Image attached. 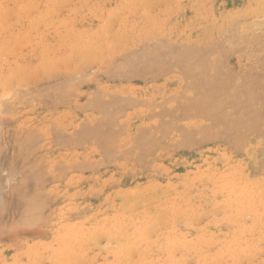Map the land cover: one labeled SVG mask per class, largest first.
<instances>
[{
  "label": "rangeland",
  "instance_id": "rangeland-1",
  "mask_svg": "<svg viewBox=\"0 0 264 264\" xmlns=\"http://www.w3.org/2000/svg\"><path fill=\"white\" fill-rule=\"evenodd\" d=\"M108 1H109L108 5H107L108 8H106V9H108L107 11L110 10L111 22L109 23L110 25L108 24L109 30L107 33H108V36L111 38V37L115 36L116 33L119 34L120 32H122L124 27H128V28L134 27L137 32H133V35L135 37H137L141 33L138 31V29H140L141 27L151 26L155 22V19L157 17H159L161 15H165L166 13H167V16L162 21L161 27H162V29L164 28L163 31L169 30L173 26L174 21H176L177 18H179L182 15V11L184 10V8H183L184 3L188 0H108ZM92 2H93V0H68L66 3L62 4L60 12L58 15L60 18H62L64 21H66L68 27H70L71 23L69 22V20H70L69 15H74V14H72V10L74 8H77V10L80 8L79 9L80 12L77 11L75 15H78L80 17H93L95 19V26L98 27L100 25V23L106 19L105 17L107 15V12L101 8L96 14H94L96 16H92L91 13L88 12V8H87L88 6L92 5ZM14 3H15V0H6L4 2V9H7V12H8L7 14L11 15L10 18L13 17L14 12H11L8 10H10V9L12 10L14 8ZM202 4H205V5H203L204 9H203ZM96 5H98V4H96ZM99 6H101V4ZM194 7L196 8V11L190 12V15H189L191 17H193V16L194 17L188 21V25L185 29V34H183V38L180 39V41L173 42V40H171V42L174 44V45H172L171 42L170 43L168 42V41H170V38H168L169 37L168 33H166L164 35H159L162 42H160L159 36H157L156 38H152V40H154L155 42H157L156 40L159 39L157 44L159 45V42H160V45H161V46L159 45L160 47L157 46V48H159V52L156 53V56H158V54H160V53H162L161 55L163 56V54H164L163 51L167 52L168 47H171V49L173 47V50L170 53L176 54L175 52L178 51L177 55L181 50H187L188 47H189V50L191 51V55L195 56V54L197 52L198 54H196V57L199 60L197 58L196 59H197V61H199L203 64V65L200 63L197 64V66H196L197 70L194 68L195 62H192V60L189 59L190 57L188 58L189 60H186L187 58H184L183 62L180 59H178L182 63V65L186 67V69L188 71L191 69V67H193L196 70V73H195V71L193 73V72H191V70H193V68H192L190 70V73L189 72L187 73L188 75L191 73H192V76H194V74L196 75L200 70H202V68H200L199 66H203V68L206 67V69L202 70L204 72H199L197 74V75H199V77L196 75V76H194L195 78H192V76L189 75V77L192 78V79L189 78L190 80H192L191 81L192 84L195 81L197 84L198 81L195 79L200 78V76L202 77V75L203 76L207 75L208 72L210 71V68H212V66L211 67L209 66V65H211V62L209 61L208 57L210 59H212V57H213L214 60L216 59V57H218L217 58L218 60L216 59L215 64H217V61H219L218 63H220V61L223 63V64L221 63L220 65H218L219 67L223 66V70H220V71H219V67L216 65L217 66L216 69L218 70V72H221V76H218V78L222 77L224 75V72H229L228 70L234 69L235 72H238L237 70L239 68H242V65H243V67L245 65H247V64H245L247 61H248L247 63L250 64L249 66L255 65V67H254L255 71H253V72L251 71L253 73V75H250V74H252L251 72H249L250 69L247 70L248 69L247 67H249L248 65H247V67H244L249 72L248 74H246L247 78H245L244 85L246 83L248 84V88H247V85H245L246 86L245 90L249 94V104L252 103L251 104V106H252L251 110H252L253 106H255V109H256V111H255V109L253 108L255 112H251L249 110V113L255 114L257 116L261 115L262 117L261 116L260 117L262 119H264V90H262V89H264V74H263V72H264V67H263L264 66L263 65L264 64V42H263L264 41V38H263L264 37V27H263L264 26V11H263L264 10V0H197V2H195ZM221 9H223L225 11V13L228 15H232L234 13H235V15H236V13L238 15V12L241 11L239 13V15L242 16L246 10L245 16H247L248 15L247 13L250 12L248 17L243 16L242 18H240L241 16L239 18H237L236 16L232 15L231 19L233 21L232 20L231 21H232L233 28L229 29L228 25H226L228 30H226V28H224L222 30V32L226 30L225 34L224 33L218 34L220 36V40L223 41L222 43H220L221 41L217 37L218 35L216 34L214 29L212 31V34H208L209 31L211 32L210 27L212 25L211 23H212V19H213L212 18L213 13L214 12L217 13ZM252 10H256V11H252ZM259 10H260V13H259ZM261 10L263 12H261ZM253 12L255 15L253 14ZM251 14H253V15H251ZM257 15H258V17H256ZM202 16H203V18H202ZM235 17H236V19H239V20H236ZM244 18H246V19H244ZM255 18H256V20H255ZM234 20H235V23H234ZM20 21H21V23L18 22L17 24H14V26L11 28V30L10 29L4 30L0 27V74H3V75L9 74L10 69H13L15 63H18V61H22L26 66H31L33 63H35L37 60L40 59V58H38L39 54H40L39 49L42 48V46L47 45L49 42L50 46L52 48H54V47L57 48L58 45L61 42H63V40L66 39V38L61 37L60 35H58L57 33H55L52 30L49 31V29L48 30L45 29L44 26L40 27L38 29L39 33L33 32L32 29H29L28 22H26L25 20L22 21V19ZM259 22H260L261 26H259L260 24L258 25ZM229 24H231V23H229ZM17 25H19V26H17ZM229 26L232 27L231 25H229ZM234 26H236L235 27L236 28L235 34L238 35V37L236 35H233L234 34ZM248 26L249 27L254 26V28L252 27L253 29L250 28L251 30H249ZM257 26H258V28H255ZM245 28H247V29H245ZM208 29H210V30H208ZM229 30L230 31L232 30L231 32H233V33H230ZM247 30H249V32ZM246 31H247V33H246ZM47 32L50 33V36H43V37L41 36L42 34H47ZM58 32H64V28H60L58 30ZM239 32L241 33V35ZM204 33H207L206 34L207 38L205 36L206 39L204 38ZM187 34H191L195 38H197L198 34L202 35L201 39L193 42V43H196L198 45L200 43V41H203V42H201L202 44L198 45L199 47L201 45V47H200L201 49L199 48L196 50L195 44H193L194 45L193 48L195 50H192V48H191L192 46L191 47L188 46V47L183 49V46H181V45L187 41ZM232 35H233V37L230 39L229 37H231ZM21 36H22V38H21ZM210 36H211V39H213L215 41H219L218 42L219 45L226 43L224 45H221L222 50L221 49L216 50V47L214 48L213 44H211V42L213 40H211V42H209L213 48L212 50L210 49L211 47L210 48H207V46L203 47L205 45H208L207 43H208V41H210L209 40ZM249 36H250L249 41H251V42H253V40H251L252 37L254 36L253 39L255 38L254 41L256 44L255 45L253 44L254 46L250 42L251 46L255 47L254 48L255 51L252 52L253 54L251 52L245 51L246 49H248V47H249V49L251 47L249 41H248L249 44L246 45L247 42L245 40ZM216 37L218 40L216 39ZM77 38L78 37H76V31H74V36H71L70 39L67 38L66 40L67 41H72V40L76 41V40H78ZM124 38H126V37H124ZM146 39L147 38H143L140 40H134L136 42H134L132 44H131V40L124 43V45L127 46L128 48H124V50L122 49L123 53L120 52V50H118V51L116 50V53L114 54V56H115L114 61H119V60L123 61L126 58H128L129 54L131 55V57L128 59H133V56H134V60L137 61L138 60V59H136L137 55L134 54V52H136V51L140 52V50H147L146 47L148 45H149L148 51L152 52L154 49L153 47L156 46L157 44H155V42L151 41L150 39H147L148 41ZM164 40H166V45L163 44ZM140 41L142 43L144 41V44L141 46L139 44ZM149 41H151L152 44H150ZM182 41H184V42H182ZM205 41H206V43H205ZM215 41H213V43ZM11 42H15V43L17 42L18 46L17 45L15 46V43L9 44ZM147 42H148V45H147ZM178 42H182V43L179 44ZM237 42L240 45L242 43V45L244 46V48L241 46L242 47L241 49H243V51L246 53L245 55L244 54L240 55V53H238L240 51H241V53H243V51L241 49H237L235 47L236 45H239ZM4 43L7 44L5 46L7 47V49L9 48L11 50L10 52L9 51L2 52L3 50L6 49V47L4 46ZM13 45H14V47H13ZM120 45L121 44H117L116 47L120 46ZM138 45H139V47H137ZM151 45H152V47H150ZM229 45H231L234 48V50H232L233 49L232 47L228 48L227 46H229ZM245 47H246V49H245ZM261 47H262V49H261ZM129 48H130V51L129 50L127 51L126 49H129ZM131 48L135 49V51L134 50L132 51ZM138 48H140V50ZM235 48L237 49L236 53H234V51L236 50ZM178 49H180V50H178ZM227 49H230V50H228V52L230 51L231 53L226 52ZM155 50L158 51V49H155ZM160 50H163V51L160 52ZM258 50H259V52H258ZM169 51L167 53H169ZM216 51L219 53V55H217L218 53ZM251 51H253V50H251ZM125 52H127V53H125ZM211 52L213 55H210ZM215 52H216V55H215ZM224 52H226L228 54L226 55V53H225L226 56L224 55L225 57L223 58L222 56H223ZM124 53H125V55H123ZM220 53L222 55H220ZM249 53H250V55H249ZM144 54L147 55L146 53L139 54V56L141 57L140 59L143 60ZM189 54L186 56H189ZM206 54L208 56H206ZM204 55L207 57L208 60L205 59V57H203ZM63 56L66 57L64 52L60 51L58 53V56L56 57V59L53 58L55 60V63L58 64V67H57V64L54 65L51 69H49V71H47V74H46V71H44L43 73L46 76H42L43 73L40 75V73H38L40 71L37 68L29 67L27 69L29 72H32V73L37 72L36 74L30 73L29 76L27 77V78H30L29 82H32V83L34 82L33 85H35V86H33L31 83V85H30L31 87L28 86V88H27L25 86L29 85V83H26V85L21 84V87H22L21 91L24 92L23 88H25L26 94H27V90L29 91V93H30V91L34 92V95L36 97L30 96L31 94H33V92L31 94H28L30 97L29 96L26 97L25 93H23L25 95H22V98L23 99L25 98L24 99L25 101H27V98L29 97L32 103L29 101H27V103H25V101L23 99L21 101H18L19 97L21 98V95H19V93L21 91L19 90V93H18V90H17L20 88V85H18V86L16 85L17 89L14 88L15 86H12L13 87L12 90L15 91L14 89H16L17 91H15V92L18 93V95L17 94L15 95V92L14 93L8 92V94L5 93L6 97H5V94L3 95L4 90H2V88L0 87L1 88L0 93L3 92L1 94L2 96L0 95L1 96L0 98H2V100L5 99L6 102L8 100L7 103L5 101H3L5 103V109L8 108V110L4 111L3 107L2 108L0 107L2 109L1 111H3V112L0 111V127L2 128V129H0V133L4 132L5 134H9L12 131H14L15 129L24 126V123H23L25 121L24 118H27V120L29 121L28 123H30L28 126H30L31 130L33 129L35 131L34 133H35L36 140L40 139V137H41V139L37 140V143H36V144H38L37 146H39L40 143H41L40 145L42 146V147L40 146V148L38 147V150L36 153V158L40 160V163L42 166L41 168L43 170L42 175L44 177V181H43V186L41 187L40 190H38V192L44 196L48 195L50 202H51V204L47 208V210H48L47 216H48V213H51V215H49V217L50 216L51 217H50V219L48 218L46 223H43V224L34 223V225H32L30 230H29L31 232L21 230V228L18 227V225H17V220H15L16 216H14L13 211L10 210V206L12 209V207L15 204L12 201V199H15V198L11 197L10 194H11V192H13L15 190L21 191L24 189V175H22L21 172H17V170H14L15 172L14 171L11 172V171L7 170L2 164H0V166H1L0 171L2 170L0 172V180H1L0 181V200H1L0 203H1V207L3 204L2 211L0 210V264H4V263L5 264H59L58 260L55 258H52L51 254L58 252V250H60L62 244H65L68 246L73 241H75L77 238H86L84 240L83 244H82V242L79 243L78 242L79 240L75 241V245L81 246V250L85 251V256H83V257L76 256V255H72L71 257L68 256L67 259L62 261L61 264H114V263H116V260H115V258H116V256H115L116 241L109 239V237L104 235L103 233L96 235L94 238H90L91 232H94V230H95L94 228L97 226H102L104 224H106V225L113 224V222H115V221H121L120 219L117 220V218H115L116 213L122 209V207L126 204L128 199H130V196L132 194L142 193L143 192L142 189L144 187L150 188L154 183L158 184L159 186L158 185L157 186L159 187V189H162V191L159 193L160 195L158 194V196L164 198L163 195L170 192V191H168V187L171 184H174V182L175 183L180 182L179 184L182 185V179H181L182 175H183V177L186 175H191L195 169H199V167L203 168L207 164L209 165V163L212 160H214L217 163V165H212L217 171H219L220 169H221L220 171H222V170L226 171L228 169V170H230V172H233V174L237 176V180H238L239 184H241L240 185L241 187L244 185V181H245L246 185H244L243 188L246 186L247 189H252V190L256 189L259 192L263 191L262 188H264L263 187V185H264V172H263L264 171V164H263L264 163L263 162L264 161V135H262V134H264V121L262 122L260 117H258L259 118L258 124L261 123V126L257 125L256 131L253 130L254 132L251 131L252 133L250 132L247 135L244 134L241 137L240 143L237 146L228 145L227 143H225L223 141H216V142L197 144V145L192 144L191 146L190 145L187 146L184 144L185 143L184 142L185 132L184 133H182V132L186 131V132H190L191 134H193V133L190 131V130H192L191 128H185V127L187 125H190V127H192V124L194 122L206 125V123H209V121L205 120L202 117L192 115L191 117H188L187 119L182 118L183 120L181 119V120L175 121V122L171 121V123L173 122L172 126H174L175 129L171 128L169 130H165L166 133H167V131H168V133L162 137H161V135L158 134V132L161 133V131H163V129L166 128V127H164L165 125L167 126V124H168V127H169V125H171L170 123H166V121L169 119V116L166 117L167 119L164 122V117L166 114L164 113L165 115L163 116L162 115L163 112L161 113L160 110L164 108L165 111H169V109H168V106H169V108H171V110L173 111L172 106L177 107L179 105V102L177 103L176 100H178L180 97L183 96L182 93L183 94L185 93L187 98H188L189 94H190V96L192 95L191 92L193 90H191V89H193L194 87L191 89H187L188 87L187 88L185 87V86H188L189 80H187L188 79L187 74H186L187 77L185 75V77L187 79H185L183 77L185 74V73L184 74L182 73L183 70H180L181 73L183 74V76H182L179 74V71H178V69H180V68L177 67V69H175L176 67L174 68L173 66H170V67H168L170 69L168 72H165L167 70H164L163 71L164 74L160 73V75H155L156 78H154V79H152V78L149 79V77H147L148 79L145 78L143 80H141V79L137 80V79H131V78H129L130 80L129 79L127 80V78H125L124 80L122 79L120 81V79L117 80L115 77H112L111 74L109 75V77L107 76L108 74H106V71L108 73V70H109V68H107L109 66L108 62L111 60V57H112L111 54L109 55V52L107 50L103 51L102 56H101L102 60L99 62L88 63V62L84 61L83 63H77L78 60L77 61L73 60L74 64L75 65L77 64L80 67L75 69V71L72 72V75L65 74V68H63V67L65 65H68L71 68L73 61H70V60L60 61L59 59L64 58ZM160 56H158V57H160ZM168 56H170L171 58H174L176 61L177 57L179 56V58H181L180 56H182V55H180V53H179V55L176 57H174L175 55H173V56L168 55ZM193 56H191L192 59H193ZM250 56H252V58L254 57L253 58L254 61H253V59H252V61H251V59H249V58H251ZM220 57H222L223 59ZM182 58H183V56H182ZM260 58H262V59H260ZM106 59H107V61H106ZM174 59L169 60V61H172L174 63V61H173ZM259 59L263 60L262 63L258 62ZM184 60H186L185 63L189 61L191 64H194V66L189 64V62H188V65L186 66L187 63L185 64ZM223 60H224V62H223ZM105 62H107V64H105ZM172 62H171V64H172ZM253 62H257L262 66H258L257 63L252 64ZM85 63H87V64H85ZM207 63H208V65H206ZM225 63H226V66H225ZM101 64H102V66H100ZM207 66H208V68H207ZM216 66H214V67H216ZM99 67L102 68L103 70L100 69ZM225 69H227V70L225 71ZM245 69H244V71H246ZM252 69H253V66H252ZM234 71L232 72L233 74H234ZM259 71H261V74L259 73ZM96 72H97V74H96ZM206 72H207V74H206ZM255 72H256L257 76L254 74ZM104 74H106V75H104ZM37 75H38V77H36ZM261 75H262V77H261ZM202 79L206 80L207 78L204 77ZM208 79L210 80V76L208 77ZM259 79L260 80L262 79V80L260 81ZM40 80H42V82ZM176 80H178V81H176ZM198 80H200V82L202 81L201 79H198ZM181 81L183 82L182 84L186 83L184 85V87H182ZM246 81H248V82H246ZM251 81L252 82L254 81L253 84L254 83H255V85L257 84L256 87L254 85L253 86L255 87V89L257 91H259V94L261 93L260 96L263 97V99L260 98L259 96H257V97L262 99V100H260V102L263 101V102H261L263 104H261L260 102L257 101V99H259V98L256 97V95H255L256 93L255 94L252 93L253 89L251 87H249V85L252 86V84H250V83H252ZM259 81L262 82L261 84H263V85H260ZM187 82H188V84H187ZM203 82L204 81H202L201 83H203ZM238 82L241 83L242 81L239 80ZM12 83L15 85L14 82H10L9 83L10 85H8L9 88H10ZM201 83L199 86H198L199 83L197 84L198 89L202 88V86L204 87L205 86L204 84H207L209 82H206V83L204 82L202 85H201ZM65 84H67V86H65ZM68 84H71V85L68 86ZM175 84H176V86H175ZM177 84L178 85L181 84V86H178ZM47 85L50 86L51 89L53 90V91L52 90L50 91L52 93V95H50V92H49V95L51 97L47 94L48 92L46 93V91H45V90H48L45 88V86H47ZM48 86H47V88L50 89V87H48ZM61 86H63V87L60 88ZM65 87H68V88H65ZM162 87H163V90H162ZM260 87H262V88L260 89ZM29 88H31V89H29ZM63 88H65V90ZM164 88L165 89L171 88V89L170 90L168 89L169 93H166L168 91H166ZM175 88L178 89V90H176V94L174 92ZM185 88L189 92L188 95H187V91ZM179 89H181V90H179ZM195 89L197 90L196 87H195ZM249 89H252L251 92L249 91L250 93H252L251 95L248 92ZM164 90H165V92H164ZM35 91L36 92L41 91L40 95H37L39 93L38 92L36 93ZM183 91H186V92H183ZM257 91H255V92H257ZM44 92L46 93V96L48 95L47 100L44 99L45 95L44 94L42 95V93H44ZM54 92H56V93H54ZM198 92H201L200 94H202V95L204 93V91L200 89V90H197L196 93L194 92L195 95ZM9 93L11 94V96L9 95ZM57 93H59V96L57 95ZM121 94L124 97H121ZM248 94H247V96H248ZM8 95H9V97L7 98ZM12 95H14V96L12 97ZM92 95L95 97H93ZM165 95H166V97H165ZM176 95H181V96H176ZM195 95L194 96L192 95L191 99H192V97H195ZM197 95H196V97H198ZM202 95H200V96H202ZM227 95L230 96L231 94L226 93L224 95H220L221 96L220 100H226V101L229 100ZM252 95L253 96L255 95L254 98H256V101L250 100V98H253ZM66 96H67V98H66ZM116 96L118 99L120 98L119 99L120 101L116 98ZM126 96H128V97H126ZM17 97H18V100H17L18 104H20L22 101H23V104L17 106V104H16L17 101L15 102V100H13ZM53 97H54V99L51 100V98H53ZM157 97H158V99H157ZM11 98H13V99H11ZM98 98L102 99V100H99ZM159 98H162V99H159ZM33 99H34V101H32ZM128 99H129V101H133L132 104H134V105H132V104L128 105L127 103H125V101H128ZM134 99L137 101H135ZM150 99H152V100L150 101V104H148L149 103L148 101ZM163 99L168 100V102H166L167 104H165V101H163ZM189 99L186 100L184 98L183 99L180 98L179 99L180 105L188 103L187 101ZM160 100H162L164 102V103L162 102L164 106H163V108L160 107L159 111L156 113L157 108L161 105V103H158ZM184 100L186 102H183ZM0 102H1L0 105H4V103L2 101H0ZM256 102H258V103H256ZM9 103L10 104L15 103L16 105H14L15 107H13V106L9 105ZM92 103H94V104H92ZM111 103H113V104H111ZM116 103H118L117 106H116ZM144 103H146V104H144ZM151 103H153V105H151ZM176 103L178 105H175ZM27 104H28V106H27ZM126 104L128 106H125ZM156 104H157V106L158 105L159 106L156 109H154ZM147 105H148V107L150 105L151 106L150 108L152 110L154 109V111L152 112V110H150V108H148L150 110V111H148V109L146 107ZM91 106H92V108H93V106H96V107L93 110V109H91ZM109 106H110V108H109ZM113 106H116V107L119 106V107H118V109H116L115 107L113 108ZM133 106H135V107H133ZM126 107H128V108H126ZM165 107H167V108H165ZM176 107L174 109H176ZM247 107H249V109H250V105L246 106V110L248 113ZM256 107H258V108H256ZM145 108L147 111L144 110ZM240 108H241V106H240ZM240 108H239V110H240L239 114L241 112H244V108L243 107H242V109H240ZM10 109H11V111H10ZM101 109L103 110V112ZM107 109H108V111H105ZM122 109H124V110H122ZM164 109H163V111H164ZM130 110L132 111V113L130 112ZM225 110L224 111L226 113L228 111H231L230 108H225ZM241 110H243V111H241ZM17 111H22L23 113H27L26 117L24 116V118H23L24 120H18L15 117L16 116L15 113ZM144 111H146L148 113H146ZM106 112H108V113H106ZM141 112H142V116H144L142 118H140L141 117L140 115H139L140 117L138 116V114L139 113L141 114ZM151 112L153 113V116H154L153 118H152ZM154 113L156 115H154ZM176 113L177 112H175L174 116L176 115ZM102 114H104L107 117L109 115L108 120H107V117H105ZM135 114H137L136 117L138 119H140V121H141V127L144 124H146L142 128L147 127L148 125L150 126L154 122L153 123L154 125H152V126H155V127L151 126L149 128V131L152 130V132H154L153 133V135L155 136L154 138H156V137H158L159 139L161 138L158 145L151 150V153L148 154V156H144V155L140 154L141 150L138 148L139 144L136 143V144H138V145H136L134 143V142H137L135 139L133 140V138H132L131 140H129L130 139V133L128 131L133 129V128L139 127L137 119H135ZM160 114L162 115L161 117L158 116ZM147 115H151V116H149V118H148V117H146ZM167 115H168V112H167ZM13 116H14V118H12ZM111 116H112V119L114 120V122L109 121L110 120L109 118H111ZM130 116L133 118H131ZM157 116H158V118H157ZM39 117L41 119L44 117H46V118H44V120L42 119L40 121ZM145 117H146V119H145ZM66 118H67V120H66ZM97 118H99V119L101 118L100 119L101 121ZM105 118H106L107 123L105 121ZM147 118L150 120H148ZM253 118H255V117H253ZM86 119H87V121H86ZM159 119H163V120H159ZM155 120H157L156 121L157 123L155 122ZM160 121H163V122H160ZM256 121H257V119H256ZM87 122H88V124H87ZM97 122H98V124L100 123L98 125L99 129L97 128L100 131L96 130V131H98L99 135L95 136L90 132H91V129H92V132H93V130H95L93 128L97 127L96 126ZM109 122H110L111 126H110ZM121 122H124V123L121 124ZM54 123H56V124H54ZM84 123H85V125H84ZM95 123H96V125H95ZM104 123H106L105 126H104ZM80 124L82 127H84V129H85V126L88 125L86 127L87 128L86 130L90 129L88 131L89 133L87 131L83 130V128L81 126H79ZM156 126L158 127V129L156 128ZM35 128H37V129H35ZM46 128L48 129L47 130L48 132L46 131ZM142 128H140V129H142ZM154 128H156L157 130ZM59 129L61 130V132ZM76 129L78 131L77 133H76ZM106 129H109L110 131L108 130L105 134ZM144 129H146V128H144ZM111 130H113V134H107L108 132L111 133ZM122 130H123V132H122ZM258 130H261V131H258ZM51 131H55L56 136L54 135V132H51ZM39 132L42 135H45V137L44 136L42 137V135ZM81 132H84V133L87 132L89 134L88 136H91L90 134H92V138L91 137L89 138L87 136V133H86V135H84V137L82 136V139L84 138L85 141L82 139L80 140ZM100 132L104 136H102L100 134ZM74 133L78 134V135L76 136ZM79 133H80V135H79ZM94 133H95V131H94ZM145 133L148 134L149 133L148 130ZM119 134H121V135H119ZM39 135H41V136H39ZM73 135L75 137H73ZM96 135H97V132H96ZM109 135H111L110 136L111 139H108ZM114 135H115V137H114ZM53 136H54V138H53ZM57 136L59 137L58 139H60L59 140L60 142L65 141V143H67V144L58 143L59 141L57 140ZM99 136L104 137V138H102V140L100 139V141L99 140L96 141L97 139L100 138ZM105 136L107 139L105 138ZM68 137H71L72 139L71 138L69 139ZM85 137L86 138L88 137V139L86 140ZM89 140H90V142H88ZM180 140H181V142H180ZM38 141H40V142L38 143ZM114 141H115V143H114ZM52 143H53V145H52ZM75 143H78L77 146ZM95 143H97V144H95ZM124 143H126V145H124ZM110 144L112 147L113 146H115V147L117 146V147L116 148L113 147V149H111L112 147L110 146ZM181 144H182V146H181ZM60 145H61V147H60ZM133 145H135L136 147H133ZM188 147H190V148L188 149ZM103 148L104 149L106 148V149L104 150ZM118 148H120V149H118ZM135 148H137V149H135ZM108 149L109 150L111 149L112 153H109ZM106 150H107V153H106ZM119 150H121V151H119ZM114 151L115 152L117 151V152L115 153ZM104 154H106V155H104ZM208 161H209V163H207ZM219 161H220V163H219ZM149 163H151V164H149ZM258 163H260V164L258 165ZM44 164L46 165V167ZM253 165H254V167H252ZM256 166H257V168H256ZM55 167H57V168H55ZM156 167L159 169H157ZM196 167H198V168H196ZM58 170H59V172H58ZM255 171H258V172H255ZM249 172H250V174H249ZM253 173H254V175H253ZM178 175L180 177H178ZM250 175H253V176H250ZM6 176H8V178ZM238 176L240 178H238ZM254 176L255 177L257 176V178L255 179ZM177 178L178 179L180 178V179L178 180ZM248 178L250 179V181ZM149 179H151V180H149ZM260 179L262 181H260ZM251 180H252V182H251ZM254 182H255V184H254ZM204 183L205 184H202V187H201V185L199 183L195 182L191 185V187L188 191V193H189L188 195L192 194V195H190L191 198L193 197V194L195 195V193H196V196L193 197V200H194L195 205L200 209L199 210L200 212H198L196 214V216H194L195 218L193 217L192 220H194V221L191 222L192 227L189 228V231L192 233L193 237L195 236V234H196V236H198L202 232V230H206L208 235L215 233L216 237L214 238V240H216V241H213L209 245V250H210V252H212L213 250L217 249L218 245H222L223 243L225 244L226 243L225 241L229 240L228 239L229 234L236 231V228L234 227L236 224L225 219L226 215H227V217L231 215V214H229V212H227V213L225 212V215L223 216L222 213L225 210L217 211L213 208V205H211L210 203H203V202H200L198 200L197 195L200 192L201 188L203 190L206 189L205 192L207 194L210 192L208 195L209 196L212 195L213 198L216 195L215 196L216 198H214V199H217V201L213 200V198H212V200L215 204H216V202L220 203L221 200H223V197L221 194L220 195L214 194V185H213L212 181H210V182L206 181ZM203 185H205V186H203ZM62 186H64V187H62ZM212 187H213V189H212ZM194 188L196 191L194 190ZM198 190H199V192H198ZM118 194L120 196H118ZM220 197H221V199H220ZM119 198H121V199H119ZM260 201H262V204L259 205L260 207H257V209H256V207H251L248 209L254 208V209L258 210L257 213L259 215H261V213L264 214V212H263L264 197H262V199H260ZM198 203L199 204L203 203V205H201V204L199 205ZM118 207L120 208V210L118 209ZM10 212H12V213H10ZM211 214L214 215L215 217H217V216L218 217L213 218L214 216L211 217ZM246 214L248 216L244 215V216L239 217L241 219L239 222L240 226L248 227L251 225L252 218H253V216L251 217L252 213H246ZM214 219L219 220L220 225L218 223H216L217 225H215L212 222V220H214ZM89 220H91V221H89ZM107 221H109V223ZM136 222H138V221H136ZM227 222H229V223H227ZM177 223L175 222V226H176V224H177V226L179 225L177 227V229L180 230V232H183V230H185L184 227L182 226L183 224L181 225V223H179V222H177ZM212 224H213V226H212ZM207 225H209V226H207ZM167 226H169V224ZM167 226H165V224H163V225L161 224L158 229L157 228L154 229V233L151 232V231H153L151 229L149 232H151L152 234L148 233L149 234L148 239L152 242V241L157 240V238H158L157 236H159V234L161 235V234H165V232L166 233L169 232L170 230L167 228ZM203 227H204V229H203ZM58 228H60V231L58 230ZM216 228H217V230H216ZM199 229H201V230H199ZM61 230H62V232H61ZM155 230H156V232H155ZM208 231H210V232H208ZM26 233H28V234H26ZM208 235H207V237L205 236L206 238H203V239L208 240L209 239ZM225 236H227V237H225ZM216 238H218V239H216ZM220 239L222 241H220ZM216 242H218V244ZM91 244H92V246H91ZM106 244H108L107 245L108 247L105 246ZM109 244L111 246H109ZM73 245H74V243L72 244V246ZM215 245H216V247H215ZM31 248L34 249L33 251H34V254L36 255L35 258L32 257L30 255V253L28 252V250ZM261 251H259L260 254L257 255V258H258L257 264H264V249ZM184 252H186V251H184ZM108 253L111 255H108ZM182 253H183V251H178L177 256H179V255L181 256ZM184 254L185 253H183V255ZM189 255H188V252H187V254H185L184 263L185 264H197L195 257L191 254H189ZM131 258H132L131 264H136L135 261L136 262L138 261V256L136 257V254H133L131 256ZM75 260H77V261H75ZM72 262H74V263H72Z\"/></svg>",
  "mask_w": 264,
  "mask_h": 264
},
{
  "label": "bare ground",
  "instance_id": "bare-ground-1",
  "mask_svg": "<svg viewBox=\"0 0 264 264\" xmlns=\"http://www.w3.org/2000/svg\"><path fill=\"white\" fill-rule=\"evenodd\" d=\"M6 0H0V27L4 30H11V28L14 26V24H17L18 22L21 23V19L22 21L25 20L26 22H28V26H29V29H32L33 32H38V29L40 27H45V29H49L54 31L55 33H57L58 35H60L61 37L63 38H69L71 36H74V31H76V37H78L76 41L72 40V41H67L66 39L63 40V42H61L57 48H52L50 46V43L48 42L47 45H44L42 46V48L39 49V57L40 58L39 60H37L35 63H33L31 66H26L22 61H18V63H15L13 69H10L9 71V74L7 75H3V74H0V87L2 88V90H4L2 93L3 95L6 93L8 94V92H12L14 93L15 91L18 90V93H19V90L21 91L22 90V87H21V84H24L26 85V83H29V85L25 86L28 88V86L31 85L32 82H29L30 81V78H27L29 76L30 73L32 72H29L27 69L29 67H33V68H37L40 72V75L46 71V74H47V71H49V69H51L54 65H56L57 63H55V60L53 58L56 59V57L58 56V53L61 51L64 52V54L66 55V57L62 58V59H59L60 61H66V60H70V61H73V60H78L77 63H83L84 61L85 62H88V63H91V62H99L102 60V53L103 51H108L109 52V55L111 54L112 57H111V60L108 62L109 66L107 68H109L108 70V73L106 71V74H108L107 76L109 77V75L111 74L112 77H115L117 80L120 79V81L125 78H127V80L129 78L131 79H145L147 77L152 78H156L155 75H160V73H163L164 70H167L165 72H168L170 69L168 67L170 66H173L175 69L180 68L178 69L179 71V74L183 76L184 74V78L189 80V84L188 86H185L187 89H191L193 90L195 93L197 90H203L204 93L203 95L200 94L201 92H198V97H196L195 93L191 92V94L195 97H192L191 99V96L189 94L188 98L186 96V94L182 93V97H180L181 99H189L187 102L188 103H185V104H181L180 105V101L179 99L176 100L177 103L179 102V105L176 103L175 105H178L177 107L176 106H172L173 108V111L171 110V108H169L168 106V109L169 111H165V109L163 108V101H165V104H167L166 102H168V100H160L158 103H161V105L158 107L157 104L156 106L154 107V109H156L157 107V111L156 113L159 111L160 107L164 109H161L160 112L162 113V115L164 116L165 114L167 115V112H168V115L164 117V122L165 120L167 119L166 117L169 116V119L166 121V123H170L171 125H169L168 127V124L167 126L165 125L164 127H168L167 129L166 128H162L163 131L158 132L159 135L164 136L168 133H166L165 130H169L171 128H174V126H172V123L175 122V121H179L181 120L182 118H188V117H191L192 115L193 116H199V117H202L204 118L205 120L209 121V123H206V125L204 124H201V123H196L194 122L192 124V127H190V125H187L185 128H191L192 130H190L193 134H191L190 132H186V131H183L182 133L185 132V140H184V144L187 145V146H191L192 144H205V143H210V142H216V141H223L225 143H227L228 145H231V146H237L239 143H240V140H241V137L244 135V134H249L251 131L254 132L256 131L257 129V125L261 126V123L258 124L259 122V118L261 115L257 116L255 114H252V113H249V110L251 112H255L256 109H255V106H253L252 110H251V104H249V94L247 93V91L245 90V85H247V88H248V84L246 83L244 85V81H245V78H247V75L249 72H253L255 71L254 67L255 65H252L253 66V69H252V66H249L250 64H248L247 62L245 64H247L249 67H247V65H245L244 67H247L249 70V72L243 67L242 65V68H239L237 71L238 72H235L234 69L233 70H228L229 72H224V75L222 77H219L218 76H221V72H218V70L216 69L218 65H220L222 62L220 61V63H218L219 61H217V64H215V61L218 57H216V59L214 60L213 57L212 59H209V61L211 62V65H209L210 67L212 66V68H210V71L206 72L207 75H202V77L200 76V78H197L195 80L198 81V86L200 85V83L202 81H204L205 83L206 82H209L207 84H204L205 86L200 89H198L197 87V84H196V81L193 82L192 84V78H195L194 76H196L199 72H204L202 70L206 69L203 68V66H199L200 68H202V70H200L196 75L194 74V76H192V73L189 74L191 77H189V75L187 74L188 72L190 73V70L193 68L191 67V69L188 71L186 69L185 66L182 65V63L178 60L180 59L182 62H183V59L184 58H187L186 60H189L191 59L192 62H195V69L197 70L196 66L197 64H202L201 62L197 61V57H196V54H198L196 52L195 56L191 55V51L189 50V47L188 46H192V50H197L201 47L198 46L199 44H202L201 42L203 41H200V43L197 45L196 43H193L199 39H201V36L200 34L197 35V38H195L194 36H192L191 34H187V41L184 42L181 46H183V49L188 47L187 50H181L179 53L180 55L183 56H180L181 58H179V53L177 55V52H175L176 54L174 53H170L172 52L173 50V47L171 49V47H168V51L169 53H167L166 51H163V50H160L163 51V56L161 55L162 53L158 54V56H156V53L159 52V48H157V46L160 45V42L161 39H160V36L159 35H164L166 33L169 34V37L170 38V41H168L169 43L171 42V40H173V42H176V41H180V39L183 38V34H185V29L188 25V21L193 18L190 15V12L192 11H196V8L194 7L195 6V2H197V0H188L184 3V10L182 11V17L180 16L179 18H177L176 21H174L173 23V26L169 29V30H164L162 29L161 27V23L162 21L166 18L167 16V13L165 15H161L159 17H157L155 19V22L151 25V26H148V27H141L140 29H138L139 32H141L139 34V36L135 37L133 35V32H137L136 29L134 27H124L123 31L120 32L119 34L116 33L115 36L113 37H109L108 36V30H109V23L111 22V17H110V10L107 11L108 9V3L109 1L108 0H93L92 2V5L88 6V12L91 13L92 16H96L94 14H96L101 8L103 10H105L107 12V15H106V19L100 23V25L98 27L95 26V19L93 17H80L78 15H75L77 11H79V9L77 10V8H74L72 10V14L74 15H69V22L71 23L70 27H68L67 25V22L64 21L62 18L59 17V12H60V9H61V6L62 4L66 3L68 0H15V3H14V8L11 10H8V11H11V12H14V15L12 18L11 15H8L7 13V9H4V2ZM174 3V2H173ZM98 4V5H96ZM101 4V6H99ZM205 5V4H202V6ZM201 6V5H200ZM244 7V6H243ZM242 7V8H243ZM252 7V6H251ZM210 8V7H209ZM203 9H204V6H203ZM210 11V10H209ZM252 11H256V10H252ZM264 11V10H263ZM261 10V12H263ZM80 12V11H79ZM153 12V11H152ZM241 12V11H240ZM238 12V15L239 13ZM258 12V11H257ZM179 13V12H178ZM244 13V12H243ZM242 13V14H243ZM245 13H246V10H245ZM243 14L242 16L241 15H234L236 16L237 18H242L243 16H245L246 14ZM250 12H248L247 14L249 15ZM259 13H260V10H259ZM202 14V13H201ZM254 14V12H253ZM251 14V15H253ZM262 14V13H261ZM232 15H228L225 13V11L223 9H221L219 12H214L213 13V16H212V25L210 27L211 29V32L209 33L208 31V34H212V31L213 29L215 30L216 34H221V33H224L226 32L227 27L226 25H228V28H233V25H232ZM245 16V17H248ZM250 15V16H251ZM255 15V14H254ZM260 15V14H259ZM174 16V15H173ZM235 17V19H236ZM258 17V15L256 16ZM203 18V16H202ZM246 19V18H244ZM208 20V19H207ZM206 20V21H207ZM232 20V21H231ZM236 20H239V19H236ZM256 20V18H255ZM252 21V20H251ZM254 21V20H253ZM244 22V21H243ZM261 22V21H260ZM260 22L258 23V25L260 24ZM200 23V22H199ZM198 23V24H199ZM231 23V24H229ZM234 23H235V20H234ZM263 23V22H262ZM109 24V25H108ZM197 24V25H198ZM201 24V23H200ZM255 24V23H254ZM253 24V25H254ZM78 25V26H77ZM120 25V24H119ZM229 25H231L232 27H230ZM238 25V24H237ZM246 25V24H245ZM19 26V25H17ZM77 26V27H76ZM261 26V24L259 25ZM263 26V25H262ZM166 27V26H165ZM195 27V26H194ZM236 26H234V34L233 35H236L235 33V28ZM241 27V26H240ZM249 27V26H248ZM254 28V26H251L249 27L248 29L251 30L250 28ZM264 27V26H263ZM60 28H64V32H58V30ZM191 28V27H190ZM226 28L225 31L222 32V30ZM242 28V27H241ZM252 28V29H253ZM255 28H258L255 27ZM208 29V30H210ZM247 29V28H245ZM249 30H247L249 32ZM112 31V30H111ZM187 31V30H186ZM230 31V30H229ZM232 31V30H231ZM230 33H233L231 32ZM244 31V30H243ZM246 31V33H247ZM255 31V30H254ZM228 32V31H227ZM245 32V31H244ZM39 33V32H38ZM49 32H47V34H42L41 36H50V33L48 34ZM110 33V32H109ZM240 33V32H239ZM253 33V32H252ZM52 34V33H51ZM207 33H204V38L206 36ZM228 34V33H227ZM251 34V33H250ZM233 35L231 37H229L230 39L233 37ZM241 35V33H240ZM157 36H159V39H160V42H159V45L157 44V42L159 41V39H155L157 42H155L154 40H152V38H156ZM238 37V35H236ZM126 37V38H124ZM220 40V36L218 35L217 36ZM216 37V39H217ZM254 37V36H253ZM253 42L249 41V37H247L246 42L248 45L250 42L252 43V45L256 44L254 39ZM22 38V36H21ZM143 38H147V39H150L151 41H154L155 44H157L156 46H154L153 48V51H148V42H147V47L146 49L147 50H140V48H138L140 50V52H134V54H136V59H138L137 61L134 60V56H133V59H128L131 57V55L129 54L128 55V58H126L125 60L123 61H114V54L116 53V50H120V52H122V49L124 50V48H128L127 46L124 45V43L128 42L131 40V44L136 42L134 40H140V39H143ZM207 38V36H206ZM205 38V39H206ZM210 41H208V45H205L203 47H206L207 48H210L211 50L213 49L211 44H213L214 48L216 47V50L218 49H221L222 50V46L221 45H224V44H220L219 45V41H215L213 39H211V36L209 37ZM264 38V37H263ZM146 39V40H147ZM262 39V38H261ZM211 40L215 41L213 43V41L211 42ZM218 40V39H217ZM148 41V40H147ZM150 42V44H152V42ZM221 41V40H220ZM249 41V43H248ZM165 42V43H164ZM163 44L166 45V40H164ZM182 42H178L179 44H181ZM211 42V44L209 43ZM223 41H221L220 43H222ZM264 42V41H263ZM15 42H11L9 44H14ZM142 42L140 41V46L144 44V41L143 43L141 44ZM206 43V41H205ZM238 43V42H237ZM251 43H250V46H251ZM20 44V43H19ZM117 44H121L120 46H117ZM172 45H174L172 42H171ZM193 44H195V49L193 48ZM239 44V43H238ZM7 45L6 43H4V46ZM17 45V42L15 43V46ZM197 45V46H196ZM253 45V46H254ZM12 46V45H11ZM18 46V45H17ZM161 46V45H160ZM159 46V47H160ZM168 46V45H167ZM180 46V47H181ZM244 48V46L239 44V45H236L235 47L237 49H241L242 47ZM251 46L250 49L248 47V49H246L245 47V51L247 52H254V48ZM6 47V46H5ZM14 47V45H13ZM131 47V46H130ZM139 47V45L137 46ZM152 47V45L150 46ZM225 47V46H224ZM228 48L229 47H232L231 45L227 46ZM170 48V49H169ZM176 48V47H175ZM182 48V47H181ZM180 48V49H181ZM226 48V47H225ZM233 48V47H232ZM235 48V49H236ZM253 48V49H252ZM132 51L135 49L131 48ZM150 49V48H149ZM155 49H158L155 50ZM178 49V50H180ZM201 49V48H200ZM231 49V48H230ZM230 49H227L226 52H228V50ZM237 49L234 51V53H236ZM260 49V48H259ZM262 49V47H261ZM127 51L129 50L130 51V48L129 49H126ZM125 50V51H126ZM177 50V49H176ZM175 50V51H176ZM208 50V49H207ZM234 50V48L232 49ZM231 50V51H232ZM243 51V49H241ZM253 50V51H251ZM7 51H11L9 48L5 50H3L2 52H7ZM205 51V50H204ZM166 52V53H165ZM174 52V51H173ZM190 54H189V53ZM213 52V51H212ZM211 52L210 55H213ZM217 52V51H216ZM216 52H215V55H216ZM221 52V51H220ZM224 52L223 53V58L230 52L226 53ZM233 52V51H232ZM259 52V50H258ZM123 53V52H122ZM127 53V52H125ZM125 53L123 55H125ZM143 53H146L147 55L144 54V58L143 60L140 59L141 57L139 56V54H143ZM210 53V52H209ZM208 53V54H209ZM218 53V52H217ZM226 53V55H225ZM231 53V52H230ZM240 53V55H245L246 53L243 51V53L238 52ZM256 53V52H255ZM150 54V55H149ZM175 55L174 57L178 56L176 61L174 58H171L170 56L168 55ZM189 56H186L188 55ZM248 54V53H247ZM253 54V53H252ZM193 56V59L191 56ZM201 55V54H200ZM209 55V56H210ZM214 55V56H215ZM219 55V53L217 54ZM220 55H222L220 53ZM225 55V56H224ZM250 55V53H249ZM206 56H208L206 54ZM205 55L203 57H205V59H207ZM263 56V55H262ZM15 57V56H14ZM77 57V58H76ZM170 57V58H169ZM190 57V58H189ZM199 57V56H198ZM220 57V58H222ZM248 57V56H247ZM251 58V61L252 59V56H250ZM256 57V56H255ZM106 58V57H105ZM189 58V59H188ZM197 58V59H196ZM219 58V59H220ZM222 58V59H223ZM241 58V57H240ZM244 58V57H243ZM263 58V57H262ZM260 58V59H262ZM2 59V58H1ZM174 59V63L172 61H169V60H172ZM207 59V60H208ZM245 59V58H244ZM248 59V58H247ZM248 59V60H249ZM259 59V60H260ZM184 60V63L185 61ZM199 60V59H198ZM218 60V59H217ZM246 60V59H245ZM258 62H261L263 60H260ZM107 61V59H106ZM241 61V60H240ZM250 61V62H251ZM254 61V59H253ZM104 62V61H103ZM172 62V64H171ZM189 62V61H188ZM188 62H186V66L188 65ZM224 62V60H223ZM242 62V61H241ZM249 62V63H250ZM254 63H257V62H253L252 64ZM87 64V63H85ZM104 64V63H103ZM105 64H107V62H105ZM189 64H191L189 62ZM194 64H191L194 66ZM223 64V63H222ZM258 66H262L260 65L259 63H257ZM96 65V64H95ZM94 65V66H95ZM203 65V64H202ZM208 65V63L206 64ZM217 65V66H216ZM264 65V64H263ZM97 66V65H96ZM102 66V64L100 65ZM216 66V67H214ZM225 66H226V63H225ZM257 66V67H258ZM57 67H58V64H57ZM80 66L79 65H75L74 64V61L71 65V68L68 66V65H65L63 68H65V74H70L72 75V72L75 71V69L79 68ZM189 67V66H188ZM219 67V66H218ZM222 67V68H221ZM219 67V71L220 70H223V66ZM251 67V68H250ZM264 67V66H263ZM60 68V67H59ZM58 68V69H59ZM98 68V67H97ZM100 68V67H99ZM172 68V67H171ZM190 68V67H189ZM193 68V70H191V72L196 73V70ZM208 68V66H207ZM221 68V69H220ZM229 68V67H228ZM231 68V67H230ZM246 71H244V69ZM102 69V68H100ZM187 71H185V70ZM103 70V69H102ZM180 70H183V74L181 73ZM227 69H225L226 71ZM101 71V70H100ZM110 71V72H109ZM172 71V70H171ZM234 71V74L232 73ZM80 72V71H79ZM251 72V73H252ZM258 72V71H257ZM37 72H33L32 74H36ZM259 73L261 74V71H259ZM97 74V72H96ZM104 74V75H106ZM164 74V73H163ZM188 77H187V75ZM256 75V72L254 73ZM264 74V72H263ZM39 75V74H38ZM38 75L36 77H38ZM63 75V74H62ZM186 75V77H185ZM250 75H253L250 74ZM42 76H46L44 73ZM48 76V75H47ZM64 76V75H63ZM77 76V75H76ZM153 76V77H152ZM199 77V75H197ZM210 76V80L208 79V77ZM249 76V75H248ZM257 76V75H256ZM206 77L207 79H202ZM259 77V76H258ZM262 77V75H261ZM48 78V77H47ZM68 78V77H67ZM111 78V77H110ZM114 78V79H115ZM190 78V79H189ZM218 78V79H217ZM148 79V78H147ZM198 79H201L202 81L200 82V80ZM77 80V79H76ZM126 80V81H127ZM130 80V79H129ZM166 80V79H165ZM184 80V79H183ZM194 80V79H193ZM208 80V81H207ZM241 80L242 82L239 83L238 81ZM253 80V79H252ZM260 80V79H259ZM262 80V79H261ZM260 80V81H261ZM42 82V80H40ZM178 81V80H176ZM185 81V80H184ZM250 81V80H249ZM259 81V82H260ZM10 82H14L15 85L12 83L10 88L12 86H15L14 88L17 89L16 85H20V88L19 89H14L15 91H13V87L10 89L8 87V85H10L9 83ZM175 82V81H174ZM203 82V83H204ZM248 82V81H246ZM252 82V81H251ZM254 82V81H253ZM252 84V86L249 85V87H251L252 89H249L248 92L252 90V93L257 96H259L260 98L263 99V97L260 96L259 94V91H257L255 89L256 85L255 83ZM34 83V82H33ZM32 83V85H33ZM183 82L181 81V84ZM185 83V82H184ZM201 83V85L203 84ZM257 83V82H256ZM262 82H260V85H263L261 84ZM179 84V83H178ZM177 84V85H178ZM178 85V86H181ZM186 84V83H185ZM185 84H182V87H184ZM196 84V85H195ZM71 85V84H68V86ZM255 87H254V86ZM35 86V85H33ZM48 86V85H47ZM47 86H45L46 89L48 90H45L46 93L49 95V92L52 90L50 86V89L47 88ZM65 86H67V84H65ZM166 86V85H165ZM170 86V85H169ZM173 86V85H172ZM176 86V84H175ZM174 86V87H175ZM259 86V85H258ZM31 87V86H30ZM63 86H61L60 88H62ZM181 87V88H182ZM195 87L197 88V90L195 89ZM201 87V86H200ZM254 87V88H253ZM0 88V90H1ZM9 88V89H8ZM38 88V87H37ZM65 88H68V87H65ZM65 88H63L65 90ZM177 88V87H176ZM174 90L175 94H176V89ZM185 88V89H186ZM262 87H260L261 89ZM31 89V88H29ZM165 89V88H164ZM169 89V88H168ZM165 89L166 93H169V90L171 89ZM183 89V88H182ZM186 89V91H187ZM12 90V91H11ZM24 92L21 91L19 93V95H21V98L19 97V100H18V97L13 99L15 100V102L18 100V101H21L23 98H22V95H25L26 93V90L25 88H23ZM62 90V89H61ZM63 90V91H64ZM162 90H163V87H162ZM164 90V92H165ZM181 90V89H179ZM264 90V89H262ZM53 91V90H52ZM186 91H183V92H186ZM257 91V92H255ZM33 91H29L27 90V94L25 95L26 97L29 96L28 94H31ZM36 92V91H35ZM39 94L37 95H40L41 91H37ZM36 92V93H37ZM59 92V91H58ZM62 92V91H61ZM163 92V91H162ZM180 92V91H179ZM249 92V93H250ZM261 92V91H260ZM0 93V95L2 94ZM18 93L15 92V95ZM25 93V94H23ZM35 93V94H36ZM46 93H42V95L44 94L45 97L44 99L47 100V97L48 95L46 96ZM56 93V92H54ZM129 93V92H128ZM180 93V94H181ZM188 91H187V95H188ZM226 93H229L231 94L230 96L227 95L228 99L229 100H220V95H224ZM250 93V95L252 94ZM6 94H5V97H6ZM97 94V93H96ZM127 94V93H126ZM164 94V93H163ZM173 94V93H172ZM174 94V95H175ZM248 94V96H247ZM259 94V95H258ZM9 95L11 96V94L9 93ZM9 95L7 96V98L9 97ZM50 95H52V93L50 92ZM49 95V96H50ZM57 95L59 96V93H57ZM72 95V94H71ZM130 95V94H129ZM255 95L253 96V98L255 97ZM263 95V94H262ZM2 96V95H1ZM0 96V97H1ZM14 95H12L13 97ZM24 96V97H25ZM30 96H34V92L33 94H31ZM29 96V97H30ZM65 96V95H64ZM93 96V95H92ZM131 96V95H130ZM176 96H181V95H176ZM251 96V97H252ZM27 98V101L31 102L30 98ZM33 97V98H34ZM43 97V96H42ZM51 97V96H50ZM55 97V96H54ZM51 98V100L54 99ZM57 97V96H56ZM95 97V96H93ZM92 97V98H93ZM119 97V96H118ZM121 97H124L122 94H121ZM128 97V96H126ZM133 97V96H132ZM166 97V95H165ZM257 97V98H259ZM4 98V97H3ZM67 98V96H66ZM101 98V97H100ZM117 98V96H116ZM131 98V97H130ZM195 98V99H194ZM250 98V100H255L256 101V98ZM257 99L258 102H260V100L262 99ZM1 100L0 101H5V99L2 100V98H0ZM25 99V98H24ZM23 99V100H24ZM29 99V100H28ZM32 99V98H31ZM99 99V98H98ZM118 99V98H117ZM120 99V98H119ZM118 99V100H119ZM127 99V98H126ZM133 99V98H132ZM158 99V97H157ZM159 99H162V98H159ZM236 99V100H235ZM57 100V99H56ZM99 100H102V99H99ZM135 100V99H134ZM152 99H150L148 102V104H150V101ZM18 101L16 102L17 106L18 105H21L23 104V101L18 104ZM25 101V100H24ZM27 101H25V103H27ZM34 101V99L32 100ZM110 101V100H109ZM120 101V100H119ZM137 101V100H135ZM141 101V100H140ZM175 101V102H176ZM8 102V100H7ZM6 102V103H7ZM28 102V103H29ZM58 102V101H57ZM163 102V103H162ZM173 102V101H172ZM183 102H186L185 100ZM254 102V101H253ZM256 102V103H258ZM263 102V101H261ZM260 102V103H261ZM1 103V102H0ZM4 103V102H3ZM24 103V104H25ZM32 103V102H31ZM73 103V102H72ZM120 103V102H119ZM125 103H127L128 105H131L133 103V101H125ZM147 103V102H146ZM144 103V104H146ZM13 104V105H12ZM9 105L15 107L14 105H16L15 103H12ZM30 104V103H29ZM94 104V103H92ZM103 104V103H102ZM113 104V103H111ZM125 105V106H128V105ZM143 104V103H142ZM141 104V105H142ZM155 104V103H154ZM187 104V105H186ZM263 104V103H261ZM8 105V106H9ZM118 105V103H116V106ZM134 105V104H132ZM151 105H153V103H151ZM250 105V109L249 107L248 108V113H247V110H246V106ZM25 106V105H24ZM28 106V104H27ZM26 106V107H27ZM100 106V105H99ZM116 106H113V108L115 107L116 109H118V107ZM124 106V105H123ZM122 106V107H123ZM124 106V107H125ZM241 106V108H240ZM0 107L2 108L3 107V110L6 111L8 110V108L5 109V103L4 105H0ZM96 106H91V109L94 110ZM130 107V106H129ZM135 107V106H133ZM147 109L150 108L151 106L148 105L146 106ZM176 107V109H174ZM242 107L244 108V112H241L239 114V108L242 109ZM0 108V111L2 110ZM21 108V107H20ZM100 108V107H99ZM107 108V107H106ZM110 108V106H109ZM112 108V107H111ZM128 108V107H126ZM167 108V107H165ZM225 108H230L231 111H228L227 113L225 112ZM258 108V107H256ZM132 109V108H131ZM141 109V108H140ZM154 109L152 110L150 108V110H152V112L154 111ZM96 110V109H95ZM102 110V109H101ZM124 110V109H122ZM146 110V108L144 109ZM148 109V111H150ZM167 110V109H166ZM225 110V111H224ZM229 110V109H228ZM11 111V109H10ZM105 111H108L105 110ZM147 111V110H146ZM144 111V112H146ZM243 111V110H241ZM3 112V111H1ZM8 112V111H7ZM103 112V110H102ZM111 112V111H110ZM130 112L132 113V111L130 110ZM143 112V111H142ZM142 112L141 114L139 113L138 116L140 118L144 117L142 116ZM151 112V113H152ZM159 112V113H160ZM171 112V113H170ZM176 113V115L174 116V114ZM9 113V112H8ZM12 113V112H11ZM97 113V112H96ZM108 113V112H106ZM105 113V114H106ZM137 113V112H136ZM148 113V112H146ZM150 113V114H151ZM158 113V114H159ZM165 113V114H164ZM145 114V113H144ZM250 114V115H249ZM252 114V115H251ZM15 117L18 119V120H24L25 121L23 122L24 123V126L20 127V128H17V129H13L14 131H12L11 133L9 134H5L4 132L0 133V164H2L7 170L9 171H14V170H17V172H21L22 175H24V189L21 190V191H13L11 192V197L15 198V199H12V201L15 203L14 206L12 207L11 209V206H10V210L13 211V214L15 217V220H17V225L18 227L21 228V230H25V231H29L31 226L34 225V223H40V224H43V223H46L48 218L50 219L49 215H51V213H48V216H47V208L49 207V205L51 204L50 202V199H49V196L46 195H42L38 192V190L41 189V187L43 186V181H44V177L42 175L43 173V170H42V166H41V163H40V160L36 158V153H37V150H38V147L40 148V144L39 146H37L38 144L37 143V140H40V139H37L36 140V137H35V131L31 128L30 126H28L30 123H28L29 121L27 120V118H24V116L26 117L27 113H23L22 111H17L15 113ZM98 115V114H97ZM96 115V116H97ZM104 115V114H102ZM137 114H135V119H137V122H138V125L139 127L138 128H133L131 130H129L128 132L130 133V139L131 140L133 138V140L135 139L137 142H134L135 144L138 143L139 146L138 148L141 150H139L144 156H148V154L151 153V150L153 148H155L159 141L161 140V138L159 139L158 137L154 138L155 136L153 135L154 132H152V130L149 131V128L154 125L152 123V125H148L147 127H144L142 128L143 126H145L146 124H144L142 127H141V121L140 119H138L136 117ZM146 115V114H145ZM152 115V118L154 117L153 116V113L151 114ZM151 115H147L146 117L149 118V116ZM154 115H156L154 113ZM161 114L158 115L159 117L162 116ZM254 115V116H253ZM9 116V115H8ZM47 116V115H46ZM99 116V115H98ZM105 116V115H104ZM113 116V115H112ZM112 116L111 118H109L110 122H114V120L112 119ZM133 116V115H132ZM157 116V118H158ZM43 117V116H42ZM100 117V116H99ZM107 117V116H105ZM109 117V115H108ZM108 117H107V120H108ZM123 117V116H122ZM131 117V116H130ZM145 117V119H146ZM156 117V116H155ZM255 117V118H253ZM262 117V116H261ZM260 117V118H261ZM14 118V116L12 117ZM24 118V119H23ZM46 118V117H44ZM44 118H42L44 120ZM94 118V117H93ZM102 118V117H101ZM100 118V119H101ZM133 118V117H131ZM147 118V119H148ZM201 118V119H202ZM40 117H39V120L41 121L42 120ZM99 119V118H97ZM99 119V120H100ZM257 119V121H256ZM33 120V119H32ZM50 120V119H49ZM67 120V118H66ZM130 120V119H129ZM150 120V119H148ZM147 120V121H148ZM159 120H163V119H159ZM158 120V121H159ZM183 120V119H182ZM203 120V119H202ZM255 120V121H254ZM262 122L264 121V119H262ZM87 121V119H86ZM101 121V120H100ZM105 121H106V118H105ZM118 121V120H117ZM120 121V120H119ZM146 121V120H145ZM157 120H155L156 122ZM171 121H173L171 123ZM196 121V120H195ZM89 122V121H88ZM87 122V124H88ZM91 122V121H90ZM104 122V121H103ZM109 122V124H110ZM160 122H163V121H160ZM192 122V121H191ZM257 122V123H256ZM20 123V122H19ZM107 123V121H106ZM104 123V126L105 124ZM124 122H121V124H123ZM127 123V122H126ZM125 123V124H126ZM136 123V122H135ZM144 123V122H143ZM157 123V122H156ZM159 123V122H158ZM203 123V122H202ZM205 123V122H204ZM21 124V123H20ZM56 124V123H54ZM90 124V123H89ZM100 124V123H99ZM98 122H97V125L95 123V125L97 127H94L93 129V132H92V129H91V132L93 135L95 136H98L99 133L98 130ZM102 124V123H101ZM129 124V123H128ZM22 125V124H21ZM83 125V124H82ZM85 125V123H84ZM83 125V126H84ZM119 125V124H118ZM117 125V126H118ZM156 125V124H155ZM180 125V124H179ZM81 126V124L79 125ZM88 126V125H87ZM87 126H85V129L84 127L83 130L85 131H89V130H86ZM102 126V125H101ZM103 126V127H104ZM108 126V125H107ZM111 126V124H110ZM114 126V125H113ZM127 126V125H126ZM134 126V125H133ZM172 126V127H171ZM109 127V126H108ZM107 127V128H108ZM116 127V126H115ZM119 127V126H118ZM123 127V126H122ZM152 127H155V126H152ZM56 128V127H55ZM60 128V127H59ZM92 128V127H91ZM98 128V129H97ZM112 128V127H111ZM120 128V127H119ZM142 128V129H140ZM148 128V129H147ZM156 128L158 129V127L156 126ZM154 128V129H156ZM179 128V127H178ZM181 128V127H180ZM0 129H2L0 127ZM37 129V128H35ZM81 129V128H80ZM114 129V128H113ZM121 129V128H120ZM124 129V128H123ZM156 129V130H157ZM259 129V128H258ZM41 130V129H40ZM48 129L46 128V131ZM57 130V129H56ZM60 130V129H59ZM98 130V131H96ZM109 129H106L105 131V134L106 132L108 131ZM145 130V131H144ZM148 130V134L145 133L147 132ZM173 130V129H172ZM254 130V131H253ZM39 131V130H38ZM45 131V132H46ZM80 131V130H79ZM95 131V133H94ZM103 131V130H102ZM110 131V130H109ZM125 131V130H124ZM144 131V132H143ZM155 131V130H154ZM258 131H261V130H258ZM7 132V131H6ZM48 132V131H47ZM51 132H54V135L56 134L55 131H51ZM61 132V130H60ZM77 129H76V133H77ZM87 132H81V135L79 133V135L81 136L80 137V140L82 139V136L84 137V135H86ZM96 132H97V135H96ZM123 132V130H122ZM127 132V131H126ZM251 132V133H252ZM40 133V132H39ZM83 133V134H82ZM89 133V132H88ZM87 133V136L89 135ZM41 134V133H40ZM52 134V133H51ZM59 134V133H58ZM57 134V135H58ZM75 134V133H74ZM92 134H90L91 136H88L89 138L91 137L92 138ZM101 134V132H100ZM104 134V133H103ZM107 134H113V130H111V133H107ZM38 135V134H37ZM36 135V136H37ZM42 135V134H41ZM39 135V136H41ZM53 135V134H52ZM51 135V136H52ZM60 135V134H59ZM68 135V134H67ZM76 136L78 134H75ZM102 135V134H101ZM121 135V134H119ZM264 135V134H262ZM45 137V135H42V137ZM56 136V135H55ZM104 136V135H102ZM111 135L108 136V139H111L110 137ZM157 136V135H156ZM73 137H75L73 135ZM88 137L85 139L87 140ZM100 137V136H99ZM98 137V138H99ZM115 137V135H114ZM113 137V138H114ZM54 138V136H53ZM56 138V137H55ZM59 137L57 136V140L59 141L60 139H58ZM69 139L71 137H68ZM67 138V139H68ZM102 138L104 137H100L99 139H97L96 141H100V139L102 140ZM106 138V136H105ZM62 139V138H61ZM72 139V138H71ZM107 139V138H106ZM119 139V138H118ZM54 140V139H53ZM63 140V139H62ZM61 140V141H62ZM84 140V138L82 139ZM114 140V139H113ZM42 141V140H41ZM56 141V140H55ZM57 141V142H58ZM85 141V140H84ZM106 141V140H105ZM110 141V140H109ZM118 141V140H117ZM40 141H38L39 143ZM90 142V140L88 141ZM87 142V143H88ZM104 142V141H103ZM131 142V141H130ZM181 142V140H180ZM43 143V142H42ZM56 143V142H55ZM58 143H65V141L63 142H58ZM100 143V142H99ZM98 143V144H99ZM115 143V141H114ZM117 143V142H116ZM127 143V142H126ZM126 143H124V145H126ZM67 144V143H65ZM76 146L78 143H75ZM97 144V143H95ZM101 144V143H100ZM105 144V143H104ZM136 144V145H138ZM155 144V145H154ZM169 144V143H168ZM180 144V143H179ZM53 145V143H52ZM73 145V144H72ZM59 146V145H58ZM111 146V144H110ZM182 146V144H181ZM180 146V147H181ZM42 147V146H41ZM61 147V145H60ZM112 147V146H111ZM110 147V148H111ZM115 147V146H113ZM113 147L111 149H113ZM117 147V146H116ZM115 147V148H116ZM121 147V146H120ZM133 147H136L135 145H133ZM45 148V147H44ZM190 147H188L189 149ZM104 149V148H103ZM106 149V148H105ZM104 149V150H105ZM111 149L109 150L108 149V152L109 153H112ZM120 149V148H118ZM137 149V148H135ZM111 151V152H110ZM121 151V150H119ZM104 152V151H103ZM115 152V151H114ZM117 152V151H116ZM115 152V153H116ZM106 153H107V150H106ZM108 153V154H109ZM222 153V152H221ZM106 155V154H104ZM102 156V155H101ZM110 156V155H109ZM235 156V155H234ZM86 158V157H85ZM112 159V158H111ZM257 159V158H256ZM260 159V158H259ZM221 160V159H220ZM42 161V160H41ZM44 161V160H43ZM257 161V160H256ZM262 161V160H261ZM50 162V161H49ZM55 162V161H54ZM69 162V161H68ZM218 162V161H217ZM223 162V161H222ZM264 162V161H263ZM64 163V162H63ZM85 163V162H84ZM209 163V161L207 162ZM206 163V164H207ZM220 163V161H219ZM62 164V163H61ZM151 164V163H149ZM260 163H258L259 165ZM264 164V163H263ZM45 165V164H44ZM80 165V164H79ZM86 165V164H85ZM212 165H217V163L212 160L209 165L207 164L205 167L203 168H200L199 169H195L193 171V173L191 175H186L183 177H181L182 179V185H180L179 183H175L174 184H171L169 187H168V193L164 194L163 197H160L158 196V194L162 191V189H159V185L158 184H154L150 187V188H143V192L142 193H137V194H132L130 196V199H128V201L126 202V204L122 207V209L120 210V208L118 207V209L120 211H118L115 215V218H117V220H121V221H115L113 222V224H109V225H102V226H97L95 227L94 229V232H91L90 234V238H94L96 235L100 234V233H103L104 235L108 236L109 239L111 240H115L116 241V247H115V260H116V263L114 264H131V261H132V258L131 256L133 254H136V257L138 256V261L135 263L136 264H185L184 263V258H185V254H187L188 252V255L191 254L195 257L196 259V263L197 264H257V261H258V258H257V255L260 254L259 251L263 250L264 249V214H262L261 212V215H259L257 213L258 210L257 207H260L259 205L262 204V201H260V199H262V197H264V188H262L263 191L259 192L257 191L256 189H247V187L245 186L243 188L245 184V181H244V185L241 187L237 180V176L233 174V172H230V170H222V171H217ZM257 165V166H258ZM57 166V165H56ZM73 166V165H72ZM119 166V165H118ZM256 166V168H257ZM261 166V165H260ZM1 167V166H0ZM46 167V165H45ZM61 167V166H60ZM63 167V166H62ZM66 167V166H65ZM248 167V166H247ZM254 167V165L252 166ZM57 168V167H55ZM155 168V167H154ZM157 168V167H156ZM198 168V167H196ZM159 169V168H157ZM225 169V168H224ZM263 169V168H262ZM46 170V169H45ZM56 170V169H55ZM156 170V169H155ZM2 171V170H1ZM0 171V172H1ZM15 172V171H14ZM48 172V171H47ZM59 172V170H58ZM255 172H258V171H255ZM260 172V171H259ZM264 172V171H263ZM9 173V172H8ZM3 174V173H2ZM250 174V172H249ZM258 174V173H257ZM159 175V174H158ZM161 175V174H160ZM254 175V173H253ZM253 175H250V176H253ZM69 176V175H68ZM8 178V176H6ZM178 177H180L178 175ZM255 177V176H254ZM238 178H240L238 176ZM257 178V176L255 177V179ZM152 179V178H151ZM149 179V180H151ZM176 179V178H175ZM178 179V178H177ZM180 179V178H179ZM178 179V180H179ZM249 179V178H248ZM254 179V180H255ZM259 179V178H258ZM69 180V179H68ZM155 180V179H154ZM153 180V181H154ZM240 180V179H239ZM1 181V180H0ZM206 181H212L213 182V185H214V194H221L222 197H223V200H221L220 203H217V199H214L216 198L214 196L211 195L209 196L208 194L210 193H206L205 190H203L202 188L200 189V192L198 190V200L200 202H203V203H210L211 205H213V208L217 211L219 210H225L222 215L224 216L225 215V212H229V214H231L230 216L225 217V219L235 223L236 225L234 226L236 228V231L232 232L231 234H229V240L228 241H225L226 243L222 246V245H218L217 246V249L213 250L212 252H210L209 250V245L213 242V241H216L214 240V238L216 237V234L213 233V234H207L206 230H202V232L196 236L193 237L192 233L189 231V228H191L192 226V220L194 216H196V214L198 212H200L199 208L195 205L194 203V200H193V197L196 196V193L195 195L193 194V197L191 198L190 195H188V191L191 187V185L193 183H199L202 187V184H205L204 182ZM250 181V179H249ZM248 181V182H249ZM260 181H262L260 179ZM152 182V181H151ZM169 182V181H168ZM252 182V180H251ZM78 183V182H77ZM172 183V182H171ZM242 183V182H241ZM168 184V183H167ZM255 184V182H254ZM69 185V184H68ZM158 185V186H157ZM195 185V184H194ZM197 185V184H196ZM205 186V185H203ZM259 186V185H258ZM64 187V186H62ZM264 187V185H263ZM138 189V188H137ZM136 189V190H137ZM213 189V187H212ZM164 190V189H163ZM195 190V188H194ZM196 191V190H195ZM41 192V191H40ZM42 193V192H41ZM126 193V192H125ZM136 193V192H135ZM124 194V193H123ZM162 194V193H161ZM160 195V194H159ZM118 196H120L118 194ZM123 196V195H122ZM65 197V196H64ZM118 198V197H117ZM123 198V197H122ZM196 198V199H197ZM216 200V204L213 202V200ZM64 199V198H63ZM121 199V198H119ZM195 199V198H194ZM221 199V197H220ZM1 201V200H0ZM220 201V200H219ZM111 203V202H110ZM203 203L201 205H203ZM264 203V202H263ZM199 204V203H198ZM199 204V205H200ZM209 204V205H210ZM119 205V204H118ZM110 206V205H109ZM2 207H3V204H2ZM2 207H1V203H0V210L2 211ZM202 207V206H201ZM207 207V206H206ZM251 207H256V209H248V208H251ZM113 208V207H112ZM212 208V209H213ZM8 209V208H7ZM6 209V210H7ZM50 209V208H49ZM60 209V208H59ZM117 209V208H116ZM9 210V209H8ZM203 210V209H202ZM228 210V211H227ZM54 211V210H53ZM75 212V211H74ZM115 212V211H114ZM212 212V211H211ZM263 212H264V209H263ZM12 213V212H10ZM246 213H252L251 214V217L253 216L252 218V223L250 226L246 227V226H240L239 222H240V216H248ZM55 214V213H54ZM57 214V213H56ZM203 214V213H202ZM214 216L211 214V217ZM218 217V216H217ZM217 217H213V218H217ZM91 218V217H90ZM195 218V217H194ZM222 218V217H221ZM242 218V217H241ZM58 220V219H57ZM92 220V219H91ZM89 220V221H91ZM244 220V219H243ZM88 221V222H89ZM138 221V222H136ZM109 223V221H107ZM112 222V221H111ZM136 222V223H135ZM175 222H179L181 223V225L184 227L185 230H183V232H180V230L177 229V224L175 226ZM212 222L217 225L216 223L219 224V220H212ZM229 223V222H227ZM226 223V224H227ZM163 225L165 224V226H167L169 224V226H167V228L170 230L169 232H165V234H159V236H157V240L155 241H150L148 239V233L152 234L151 232L154 233V229L155 228H159L160 225ZM171 224V225H170ZM223 224V223H222ZM243 224V223H242ZM9 225V224H8ZM220 225V224H219ZM232 225V224H231ZM37 226V225H36ZM209 226V225H207ZM213 226V224H212ZM233 226V225H232ZM176 227V228H175ZM195 227V226H194ZM233 227V228H234ZM161 228V227H160ZM215 228V227H214ZM234 228V229H235ZM153 230L151 232H149L150 230ZM204 229V227H203ZM228 229V228H227ZM231 229V228H230ZM58 230L60 231V228H58ZM161 230V229H160ZM201 230V229H199ZM217 230V228H216ZM225 230V229H224ZM231 231V230H230ZM31 232V231H29ZM28 232V233H29ZM55 232V231H54ZM62 232V230H61ZM156 232V230H155ZM210 232V231H208ZM225 232V231H224ZM25 233V232H24ZM26 233V234H28ZM209 236L207 239L208 240H204L203 238H206L207 235ZM25 235V234H24ZM58 235V234H57ZM61 235V234H60ZM223 235V234H222ZM206 236V237H205ZM221 236V235H220ZM227 237V236H225ZM86 238H77L75 241L79 240L78 242L83 244L84 240ZM218 239V238H216ZM66 241V240H65ZM75 241H73L70 245H65V244H62L60 250H58V252L56 253H53L51 254L52 255V258H55L58 260L59 264L62 263V261L66 260L68 256H72V255H76V256H80V257H83L85 256V251L81 250V246H78V245H75ZM220 241H222L220 239ZM62 242V241H61ZM219 242V241H218ZM218 242H216L218 244ZM74 243V245L72 246V244ZM99 243V242H98ZM220 244V243H219ZM108 244H106L105 246H107ZM115 245V244H114ZM92 246V244H91ZM109 246H111L109 244ZM98 247V246H97ZM108 247V246H107ZM216 247V245H215ZM114 248V247H113ZM213 249V248H212ZM34 249L31 248L28 250V252L30 253V255L32 257H36V255L34 254ZM178 251H183V253H185L183 255L180 256H177L178 254ZM186 251V252H184ZM49 252V251H48ZM104 252V251H103ZM262 252V251H261ZM89 254V253H88ZM44 255V254H43ZM108 255H111L108 253ZM190 256V255H189ZM10 260V259H9ZM72 261V260H71ZM77 261V260H75ZM134 261V260H133ZM74 263V262H72ZM5 264V263H4Z\"/></svg>",
  "mask_w": 264,
  "mask_h": 264
}]
</instances>
